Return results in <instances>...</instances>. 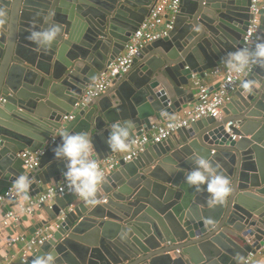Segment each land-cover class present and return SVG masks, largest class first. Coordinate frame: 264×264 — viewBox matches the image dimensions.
<instances>
[{"label": "water", "instance_id": "1", "mask_svg": "<svg viewBox=\"0 0 264 264\" xmlns=\"http://www.w3.org/2000/svg\"><path fill=\"white\" fill-rule=\"evenodd\" d=\"M156 2L66 0L60 7L51 0L43 9L39 4H45L36 0H0V196L12 191L6 212L21 197L13 186L20 175L32 179L29 197L52 180H65L66 162L54 153L63 131L88 132L97 162L120 154L107 143L112 123L134 121L130 139L141 135L153 117L164 121L162 112L171 117L195 102L193 76L206 78L242 47L250 0H181L169 34L144 47L132 70L116 76L101 97L76 107L84 91L124 51ZM46 10L54 19L50 25H59L61 32L44 49L28 37L41 30ZM259 41H264V7ZM246 79L262 87L243 95L239 86L224 118L192 123L105 172L95 206L74 193L58 196L33 218L24 215L7 227L4 233L13 236L30 220L31 234L45 228L53 233L25 264L53 251L57 264H242L261 251L264 66L255 65ZM24 112L39 128L32 130L14 119ZM26 149H45L39 166L30 172L21 168L24 161L18 156ZM196 155L219 164L230 180L232 192L223 204L209 206V194L185 182Z\"/></svg>", "mask_w": 264, "mask_h": 264}, {"label": "built area", "instance_id": "2", "mask_svg": "<svg viewBox=\"0 0 264 264\" xmlns=\"http://www.w3.org/2000/svg\"><path fill=\"white\" fill-rule=\"evenodd\" d=\"M264 7V0H250L249 6V23L247 30L243 35L242 48H250L260 39L261 31V10ZM181 0H157L153 5L150 15L141 23L133 34L132 38L126 45L125 50L115 60L103 70L93 84H91L76 103V107H83L89 102L101 97L113 85L114 79L118 75L130 72L133 68L134 61L138 53L147 45L159 40L169 34L174 27V21L180 12ZM254 66L246 73H229L224 64L213 68L206 75L217 77V80L211 85L204 83L207 78H200L198 75L193 76L194 86L198 89L195 102L181 112L174 113L172 123L174 127H168V119L164 121H156L151 123V127L147 131H143L141 135H137L132 142V150L127 153H120L110 156L104 160L98 161L99 168L103 173L113 169L115 165L124 159L130 162L144 153L150 144L162 142L171 138L181 128L187 127L204 118L221 119L224 109L232 102L234 93L240 86V82L248 78ZM72 119L73 116H70ZM232 122L227 127L232 126ZM232 132V131H231ZM234 139H238L234 135ZM45 149L36 151L24 150L20 156L24 161V168L32 171L40 164ZM67 194H73L66 180L55 184L48 185L44 191L34 196H30L27 200L23 197L17 198L16 205L5 213H1L2 204L12 197V191L0 196V233L19 222L22 215L33 216L38 208L44 204L54 201L58 196L63 197ZM51 234L38 230L30 239L23 254V260L26 262L28 257L35 249L34 247L43 244ZM19 236H17V239ZM15 238L12 240L14 242ZM250 257V256H249ZM249 257L243 262L248 264ZM6 261L8 259L6 258Z\"/></svg>", "mask_w": 264, "mask_h": 264}, {"label": "clouds", "instance_id": "3", "mask_svg": "<svg viewBox=\"0 0 264 264\" xmlns=\"http://www.w3.org/2000/svg\"><path fill=\"white\" fill-rule=\"evenodd\" d=\"M61 32L59 25H51L42 30H33L28 39L39 47L49 48L58 38ZM223 64L229 73H246L255 65L264 66V41L256 42L250 48L238 49L229 53L223 60ZM262 87L259 81L246 79L240 82V90L243 95H249ZM161 116L168 119V127H174L168 113L162 112ZM134 121L125 120L122 123H112L109 128L107 143L113 152L127 153L132 150L130 139ZM62 142L54 149L57 160L66 162V171L63 173L72 193L82 199L89 206L99 203L101 186L105 182L103 171L99 168L96 155L97 150L91 136L86 131L71 132L65 130L60 135ZM195 167L185 174V182L197 191L203 188L208 196V205L223 204L232 192L231 182L219 170V164H213L208 158L195 156ZM32 179L25 175L17 177L13 186L15 193L29 198ZM57 254L46 252L42 256L34 258L33 264H57Z\"/></svg>", "mask_w": 264, "mask_h": 264}, {"label": "crops", "instance_id": "4", "mask_svg": "<svg viewBox=\"0 0 264 264\" xmlns=\"http://www.w3.org/2000/svg\"><path fill=\"white\" fill-rule=\"evenodd\" d=\"M37 1V3H44L45 4V6H42V4H39V7H42L43 9H48V8H46V7H48L49 5H48V3H49V1H51V0H46L45 2L44 1H41V0H36ZM65 1L66 0H57V3L60 5V7H64V4H65ZM37 12V11H36ZM47 12L49 13L50 12V10H46V12L44 13V12H42V13H44V14H42L43 15V17L45 18V20H43L42 21V23L40 24V29L42 30V29H44L45 27H49V25H50V23H49V21H54V19L51 17V12H50V14L48 15L47 14ZM51 25H53V24H51ZM50 25V26H51ZM126 48V47H125ZM125 50V49H124ZM121 53H123V52H121ZM120 53V54H121ZM217 80V77H214V76H209V77H207L205 80H204V83L205 84H207V85H211L212 83H214L215 81ZM234 95H235V93H234ZM195 98H196V96H195ZM193 104V102L192 103H190L189 104V106L190 105H192ZM184 109H182L181 111H183ZM232 110H234L233 108L232 109H228V112L230 111H232ZM181 111H178V112H181ZM9 113H11V112H9ZM226 112H225V109H224V114H223V117L222 118H224L225 117V114ZM12 114V113H11ZM17 114L19 115V112H17ZM74 114L75 113H72V115L71 116H74ZM13 115V114H12ZM25 115H28V113L27 112H24V115H21L20 114V116L19 117H15L14 119H17V121L20 123V124H22L23 126H26V127H30L32 130L33 129H36V128H39V126H37L36 124H35V122L31 119L32 117H29V118H26L25 117ZM68 119L70 120L71 118L70 117H68ZM152 122H156V121H161V120H159V118H157V117H153L152 119ZM219 120V119H218ZM216 125V124H215ZM213 126V125H212ZM173 137V136H172ZM173 139V138H172ZM151 146H153V144H150L149 146H148V148H151L152 149V147ZM27 150V149H26ZM23 152V151H22ZM151 152H149V154H150ZM20 154H21V152L20 153H18V156L21 158V156H20ZM143 154V153H142ZM22 159V158H21ZM21 168H23V169H25L24 168V165L22 166L21 165ZM27 171V170H26ZM27 172H29V171H27ZM63 180H61V181H59V182H62ZM55 183H58V182H56V181H54V180H52V182L51 183H48V184H46L45 186H44V189L48 186V185H50V184H55ZM38 194V193H37ZM9 203V201H5L3 204H2V207H1V213H5L6 211V204H8ZM55 203V200L54 201H52V202H50V203H48V205H53ZM77 205V203H74V206H76ZM73 206V205H72ZM39 209V208H38ZM46 213H44V215H45ZM25 215V214H24ZM24 215H22V216H24ZM44 215H42L41 216V218H46L47 216H44ZM21 216V217H22ZM29 218L31 217V216H28ZM34 217V215L31 217V218H33ZM30 218V219H31ZM52 225H55V223H52ZM33 225L31 224V221L30 220H28V221H25L24 223H23V227H24V229L25 230H21L20 228H18V230L17 231H15L12 235L13 236H10L8 233H0V264H25L26 262H24V260H23V254H24V250H25V248H26V246H28V244H29V241H30V239L37 233V231H36V233H33V234H31L30 232H29V230H30V228L32 227ZM39 230H41V229H39ZM43 231H45L47 234H53L52 233V231H50V230H48V228H45V229H42ZM17 236H19V238L17 239ZM16 239V240H14V242H12V240L13 239ZM42 245V244H41ZM41 245H38V246H36V247H34L35 249L33 250V252L30 254V256L34 253V251L35 250H38V248H40V246ZM29 256V257H30ZM29 257H28V259H29ZM6 258L8 259V261H6ZM28 261V260H27ZM243 264V263H242ZM248 264H264V247L262 248V250L261 251H258V253L257 254H251L250 255V257H249V262H248Z\"/></svg>", "mask_w": 264, "mask_h": 264}]
</instances>
